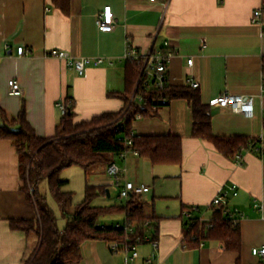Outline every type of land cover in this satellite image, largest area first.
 <instances>
[{
	"label": "crops",
	"instance_id": "crops-1",
	"mask_svg": "<svg viewBox=\"0 0 264 264\" xmlns=\"http://www.w3.org/2000/svg\"><path fill=\"white\" fill-rule=\"evenodd\" d=\"M106 6L112 7L114 32H101L96 24ZM260 6L261 0H72L66 16L51 0H0V111L10 122L24 106L29 123L45 139L56 135L63 117L60 101H73L78 122L118 113L125 107L121 96L128 49L146 53L168 42L175 53L168 66L173 85L194 79L206 105L224 93L254 98L251 116L212 108L213 134L256 140L264 136V28L252 23ZM22 46L28 54L19 56ZM52 50L74 58H103L104 63L88 66L80 76L64 60L49 57ZM189 59L194 60L191 67ZM11 80L21 84L22 97L10 95ZM4 123L0 114V126ZM193 123L185 99L133 121L134 136L180 137L183 162L154 166L133 153L118 160L135 184H154L141 197L145 214L156 219L137 246V258L125 247L113 251L105 241H88L80 264H264V257L252 254L264 246V155L243 151V165L238 166L213 144L194 138ZM103 169L91 175L106 177ZM109 179L113 184L105 179L100 184L107 187L108 198L115 185ZM23 184L16 148L0 140V264H24L38 245L35 235L10 228L11 220L37 218ZM227 187L238 191L229 209L243 214L241 251H226L219 241L185 248L188 208L199 207L195 216L211 219L209 206Z\"/></svg>",
	"mask_w": 264,
	"mask_h": 264
},
{
	"label": "trees",
	"instance_id": "trees-1",
	"mask_svg": "<svg viewBox=\"0 0 264 264\" xmlns=\"http://www.w3.org/2000/svg\"><path fill=\"white\" fill-rule=\"evenodd\" d=\"M51 1L64 15L70 16L72 0ZM126 64V91L121 96L125 107L118 113H103L78 122L73 101L68 103L67 100L68 111L63 115L53 138L45 139L36 134L24 106L10 122L0 111L5 120L0 126V140L11 141L16 148L24 183L22 192L37 210L35 219L10 221L12 230L33 234L38 239L37 247L24 264H80L83 259L82 245L88 241H105L111 244L113 250L116 246H138L146 240L149 222L156 218L145 214L141 195L133 194L122 206L94 207L93 200L101 194L107 195V187L87 182L85 201L69 212L74 193L64 191L68 181L61 178L64 170L74 166L83 169L87 176L91 175L98 168L120 160L121 154L126 151H137L139 156L148 159L154 166H180L183 162L182 139L172 134L132 136V123L136 118L129 113L131 108H135L141 117H147L155 115L157 109L169 105L173 100L185 99L193 113L194 138L213 144L222 155L231 159L243 148L255 144V139L215 136L212 131V107L203 103L199 88L172 83L164 90L151 87L148 92H143L141 104H130L139 80V66L133 60H127ZM126 139L132 140V146H127ZM44 182H47L50 194L67 218V225L62 230L47 195L41 192ZM211 211L209 220L197 217L195 213L194 217L188 218L183 241L185 247L190 249L207 241H219L226 251H241V220L227 217L224 208ZM109 214L124 215L125 221L133 226L134 233L126 235L124 228L101 225V217Z\"/></svg>",
	"mask_w": 264,
	"mask_h": 264
},
{
	"label": "built area",
	"instance_id": "built-area-1",
	"mask_svg": "<svg viewBox=\"0 0 264 264\" xmlns=\"http://www.w3.org/2000/svg\"><path fill=\"white\" fill-rule=\"evenodd\" d=\"M155 1V0H152ZM252 23L264 28V0H261V6L253 12ZM97 27L101 32H114L116 30V24L114 21V14L111 6H106L101 13L98 14L96 20ZM19 56L28 54V49L25 47H19L17 50ZM175 53L172 51L168 42H165L163 47L159 49H151L146 53H140L133 48H129L125 56L126 60H133L139 66V80L134 94L131 97L130 104H141L143 102V92H148L151 87L164 90L171 84V77L169 75L168 66L173 59ZM49 57L64 60L69 68L73 69L78 75L83 76L88 66L101 65L104 63L103 58H74L65 51L52 50L48 54ZM194 64L193 59L188 60V65L191 67ZM186 85L191 86L194 89L199 88V84L194 79H189ZM9 93L12 96L22 97L24 90L21 84L17 80H11L9 82ZM263 93H264V79H263ZM71 100H68V103ZM68 103L66 101H60L58 107L61 113L65 115L68 111ZM209 105L214 107L230 108L233 112L245 114L251 116L253 113L254 98L250 96H235L229 93H224L218 98L212 100ZM127 113V112H126ZM130 114L135 118H142L135 108H131ZM124 115H126L124 113ZM127 116V115H126ZM132 136L134 134L132 133ZM127 146H132L131 139H126ZM243 151L257 152L260 155H264V136L256 139L255 144H250L249 148H243L239 152L234 160L238 166L243 165ZM133 153L139 156L137 151H126L120 156V160L123 161L127 158V155ZM106 174L114 181L115 185L120 190V199L128 200L133 194L143 195L150 191V188L145 185H137L134 182H130L127 179V169L123 164H119L118 161L111 162L106 167ZM231 196H238V191L235 187H227L223 189L211 202L209 209L224 208V214L229 218L243 219V214L239 210H230L229 202ZM199 207H192L186 215L188 218L194 217V213L199 212ZM203 219V218H202ZM117 228H124L126 235L133 234L134 228L130 223L126 221L124 224L116 225ZM141 241V239H138ZM154 248L158 247V244L154 242ZM185 247V245H184ZM186 248V247H185ZM128 251L132 252V258L138 257L137 246L129 245L126 247ZM114 251L117 249L114 247ZM252 254L255 257H264V246L261 248H254ZM151 262V260H150Z\"/></svg>",
	"mask_w": 264,
	"mask_h": 264
},
{
	"label": "rangeland",
	"instance_id": "rangeland-1",
	"mask_svg": "<svg viewBox=\"0 0 264 264\" xmlns=\"http://www.w3.org/2000/svg\"><path fill=\"white\" fill-rule=\"evenodd\" d=\"M104 168V169H103ZM104 171H106V167H102ZM128 171V170H127ZM129 176V173H128ZM127 176V177H128ZM61 178L68 181L67 186L65 187L64 191L67 192H73L74 193V200L73 204L69 207V212H73L75 208L80 205L82 202L85 201V190H86V183L94 184V185H100L103 183L104 179L110 181V177H104L102 175H86L85 171L79 167H71L66 170H64L61 173ZM133 178L128 180L130 182H134L132 180ZM112 180V179H111ZM110 183L113 184V182L110 181ZM140 185H145L149 188L154 189V184H146L144 182L140 183ZM150 185V186H149ZM109 191L111 193V196L108 198L106 195H100L99 197L95 198L92 202V206L94 207H110V206H122L127 202V200L120 199V190L115 185H111L109 187ZM41 192L46 194L48 197V203L51 207V209L56 213V216L58 218V225L59 228L62 230L67 225V218H65L62 214V211L58 204L56 203L54 197L49 192V187L47 182H44L41 185ZM151 196V195H150ZM149 197V196H148ZM125 222L124 215L121 214H109V215H103L100 220V224L103 226L111 227L113 225L117 224H123Z\"/></svg>",
	"mask_w": 264,
	"mask_h": 264
},
{
	"label": "water",
	"instance_id": "water-1",
	"mask_svg": "<svg viewBox=\"0 0 264 264\" xmlns=\"http://www.w3.org/2000/svg\"><path fill=\"white\" fill-rule=\"evenodd\" d=\"M119 164L121 165V163L119 162Z\"/></svg>",
	"mask_w": 264,
	"mask_h": 264
}]
</instances>
